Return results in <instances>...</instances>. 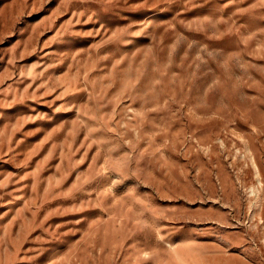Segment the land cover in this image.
Listing matches in <instances>:
<instances>
[{"label":"rangeland","instance_id":"rangeland-1","mask_svg":"<svg viewBox=\"0 0 264 264\" xmlns=\"http://www.w3.org/2000/svg\"><path fill=\"white\" fill-rule=\"evenodd\" d=\"M263 177L264 0H0V264H264Z\"/></svg>","mask_w":264,"mask_h":264},{"label":"bare ground","instance_id":"bare-ground-1","mask_svg":"<svg viewBox=\"0 0 264 264\" xmlns=\"http://www.w3.org/2000/svg\"><path fill=\"white\" fill-rule=\"evenodd\" d=\"M248 151H250V149L248 150ZM251 152V151H250ZM253 154H254V152H253ZM252 155V154H251ZM254 162V161H253ZM252 163V162H251ZM256 163V162H255ZM253 165V164H252ZM254 166V165H253ZM258 168V167H257ZM256 168V169H257ZM255 172H257V170H255ZM220 176V175H219ZM264 178V177H263ZM259 181V180H258ZM264 195V194H263ZM238 260V259H237ZM241 260V259H240ZM234 261V260H233ZM230 262V261H229ZM238 262V261H237ZM240 264V263H239Z\"/></svg>","mask_w":264,"mask_h":264}]
</instances>
